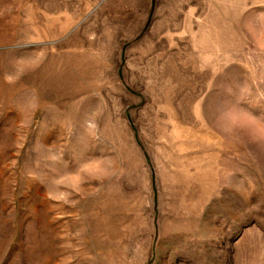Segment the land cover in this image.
<instances>
[{"label": "rangeland", "instance_id": "rangeland-1", "mask_svg": "<svg viewBox=\"0 0 264 264\" xmlns=\"http://www.w3.org/2000/svg\"><path fill=\"white\" fill-rule=\"evenodd\" d=\"M0 264H264V0H0Z\"/></svg>", "mask_w": 264, "mask_h": 264}]
</instances>
